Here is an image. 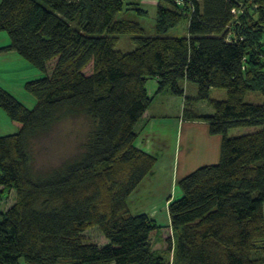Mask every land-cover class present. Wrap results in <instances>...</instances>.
I'll return each mask as SVG.
<instances>
[{"label":"trees","instance_id":"trees-1","mask_svg":"<svg viewBox=\"0 0 264 264\" xmlns=\"http://www.w3.org/2000/svg\"><path fill=\"white\" fill-rule=\"evenodd\" d=\"M129 6L137 5L0 0V33L9 37L0 53L15 52L45 74L53 63L50 75L25 86L32 110L0 87V108L17 128L0 137V264H264V0H158L152 37L116 20ZM181 22L185 36H162ZM122 35L133 51L115 49ZM150 79L156 95L183 97L184 82L196 85V100L211 112L195 114L185 98L182 117L222 138L216 164L178 181L163 235L128 202L157 163L134 145L152 103ZM211 89L226 99H211ZM249 93L262 103L246 102ZM77 116L90 123L83 151L34 171L31 142ZM239 128L252 131L229 138ZM92 228L104 246L85 240Z\"/></svg>","mask_w":264,"mask_h":264},{"label":"rangeland","instance_id":"rangeland-1","mask_svg":"<svg viewBox=\"0 0 264 264\" xmlns=\"http://www.w3.org/2000/svg\"><path fill=\"white\" fill-rule=\"evenodd\" d=\"M148 0H126V4L128 2L136 4L137 6H129L127 8H131L132 10H123L116 16V20H129L135 23H138L144 30V36L152 37L155 36L154 30V22L156 16V5L153 3L147 2ZM136 9H141L146 11L145 15H138ZM187 32V23L181 22L176 27L170 29L168 32L163 34L164 37H183ZM117 44L115 49L121 53H129L134 50V45L131 40V36L122 35L118 37ZM5 43H9V37L6 33H0V47H2ZM53 63H50L48 68V74H45L30 64L28 61L23 59L17 53L12 52L9 54L0 55V87L3 88L6 92L11 94L15 99H17L20 103H22L27 109L32 110L36 105V98L30 94L25 86L28 82L39 80L44 78L47 75L51 74V69ZM85 75H89L91 73V66H89L85 70ZM195 89V92L191 94L190 90L188 91V96L193 95L195 97L193 100L190 98L188 100V106L191 110L194 109L195 114H200L208 111V107L206 102H201L196 100L197 97V87L192 84ZM183 86L184 96L187 94L185 84ZM156 87V82L153 79L148 80L147 89L151 90ZM154 93V92H153ZM156 93V90H155ZM163 94V93H162ZM167 94V93H165ZM170 95V94H168ZM172 96V95H170ZM155 103L151 105L150 109L153 113H158L163 110L164 106V97L161 95L155 96ZM192 97V96H191ZM211 99L224 101L226 99V92L222 89H211L210 91ZM245 101L253 104H261L262 97L258 93H249ZM183 116V115H182ZM184 118V117H182ZM201 121V120H196ZM203 122V121H202ZM90 129V123L83 118L82 116H77L75 118H66L58 123L52 131L47 134L40 135L38 138L34 139L31 142L30 152L33 157V165L34 171L37 172H47L51 169H54L60 166L63 162L73 159L77 157L82 151V145L85 142V138L88 130ZM139 131V130H138ZM252 129H232L228 132L229 138L238 137L239 135H243L249 133ZM17 133V128L12 124L10 119L8 118L5 111L0 108V137L6 135H12ZM195 147H202L200 141H196ZM210 150H206V152L202 151L200 148H196L195 151L187 152L188 157L187 161L190 162V167L195 166V170L200 166L205 164H209L213 161L214 155L208 154ZM178 156V154H177ZM218 157H219V146H218ZM176 161H178L177 157L175 159L174 165L170 166L169 163H166L167 166L164 167L165 171L156 174L154 177L150 178L151 187L148 192H146L139 200L141 201L143 197L149 196L150 192H153L154 195H158L160 197H164L166 200L174 198H179L180 194L176 189L177 185V177L180 179L182 176L176 173ZM200 165V166H199ZM213 165V164H210ZM189 166V165H188ZM182 167L179 169L178 173H181ZM171 170L174 171L175 174H172ZM193 168L191 169V171ZM144 189V186L141 187V190ZM142 194V193H141ZM138 196V194H137ZM136 199L131 200V207L134 209V201ZM168 200V201H169ZM170 202V201H169ZM14 203V194L10 192L6 197H4L3 201V209H8ZM169 204V203H168ZM141 208L144 206V203L140 205ZM139 209V208H138ZM168 205L164 204V207L154 205L151 209L150 207H145V210H148L147 213L151 218H153L156 224L161 227L162 235L167 233L169 228V216H168ZM149 210H152L149 212ZM132 211V210H131ZM154 216L156 218H154ZM1 219V217H0ZM166 234V235H167ZM166 235H164L163 240H165ZM85 240L93 243L99 247H102L106 244V239L102 235V233L97 228H92L85 232ZM163 248L165 246L164 243H160ZM159 249V246L157 247ZM171 260V257L168 256Z\"/></svg>","mask_w":264,"mask_h":264},{"label":"crops","instance_id":"crops-1","mask_svg":"<svg viewBox=\"0 0 264 264\" xmlns=\"http://www.w3.org/2000/svg\"><path fill=\"white\" fill-rule=\"evenodd\" d=\"M147 2L153 3L155 6L157 5L158 0H148ZM8 45L9 43H5L2 47H0V49L7 47ZM9 53L12 52H3L0 53V55ZM184 84L186 87L185 93L187 94L184 97L170 96L165 93L159 94L164 97L165 101L163 102V110L161 112L159 111L158 113H153L150 109L151 105H154L155 103V96H157L155 93L156 87L152 88L151 90L147 89L148 96L152 99V103L138 125V137L134 145L137 149L155 156L157 158V163L152 171V174L143 180L136 192L130 197L128 201L129 207L134 214L147 213L148 210H145V207H150L152 209L154 205L157 204L161 207H164L165 202L168 205V200L170 197L165 200L164 197L154 195L153 192H150L149 196L143 197L141 201L139 200V198L149 191L151 187L150 178L154 177L156 174L164 172L165 166L169 168L166 163H169L170 166H173L177 157L178 161H176L175 170L176 173L178 175L180 174V176L183 178L195 170V166L190 167L191 161H187V152L195 151L196 148H200L204 152H206V150H210L208 154H213L214 158L211 163L205 165L216 164L219 160L218 146L220 156V144L222 138L220 136L210 135L208 132V126L205 122L185 120L182 118L185 108L184 99H194L195 97H193V95H191L192 97L188 96V91L190 90V92H192L191 94H193L196 89L190 83L184 82ZM210 112L211 111L208 108L207 112L200 114H208ZM198 140L200 141L202 147H195L196 141ZM181 167V173H178ZM192 168L193 170L191 171ZM172 174H175V172L173 171L171 173V177ZM179 180L180 178L177 177V182ZM143 186L144 189L141 190V187ZM132 199H136L134 201V209L131 207ZM142 203H144V206L141 208L140 205H142ZM151 211L152 210H149V212ZM154 218L156 217L154 216Z\"/></svg>","mask_w":264,"mask_h":264}]
</instances>
